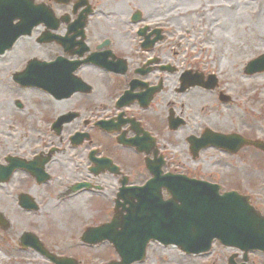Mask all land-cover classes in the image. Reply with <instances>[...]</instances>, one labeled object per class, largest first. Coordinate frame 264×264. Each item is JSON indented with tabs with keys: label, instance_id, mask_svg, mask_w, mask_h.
Instances as JSON below:
<instances>
[{
	"label": "flooded vegetation",
	"instance_id": "af4514ba",
	"mask_svg": "<svg viewBox=\"0 0 264 264\" xmlns=\"http://www.w3.org/2000/svg\"><path fill=\"white\" fill-rule=\"evenodd\" d=\"M32 2L48 11L45 23L32 30L34 46L44 50L47 61L60 56L63 63L47 73L53 85L49 91L28 87L34 93L29 105L12 102V121L23 126L10 137V131L0 135L3 142L12 140L11 150L0 148V191L11 185L15 210L26 214L59 203L69 224L80 222L77 241L92 248L80 236L111 219L121 188L163 175L209 181L206 150L211 146L192 144L210 128L212 92L218 102L230 98L220 97L217 81L210 88L211 72L176 63L179 33L189 30L191 18L180 15V8L186 13L197 0ZM196 16L207 18L202 11ZM40 35L45 42L38 41ZM186 73L193 78L184 80ZM215 150L232 156L240 152ZM215 164L219 177H225L221 161ZM251 201L264 213L262 203ZM7 210L0 206L3 215ZM7 218L1 231L11 229ZM171 248L165 264H264V251L245 244L214 241L202 255Z\"/></svg>",
	"mask_w": 264,
	"mask_h": 264
},
{
	"label": "rangeland",
	"instance_id": "374dc122",
	"mask_svg": "<svg viewBox=\"0 0 264 264\" xmlns=\"http://www.w3.org/2000/svg\"><path fill=\"white\" fill-rule=\"evenodd\" d=\"M197 2L196 7L186 10V13H182L180 8V15L185 17L188 13L191 18L189 30L179 33L176 63L180 68L196 66L213 73L218 80V91L231 98V101L221 103L216 101L212 92L208 109L209 122H206V125L219 129L215 130L219 134L226 135L234 131L244 137L248 135L264 140V71L243 73L246 62L264 53V0ZM183 3H188V0ZM199 11L207 18L199 19L196 16ZM29 41L31 43L32 38H20L12 49L0 56L1 137L6 136L7 131H10V137L15 130L23 126L15 125L12 121L16 115L12 102L15 99L20 100L27 106L34 96L32 90L17 88L9 81L12 79L10 74L17 72L29 58L44 59V50L29 44ZM25 115V112L21 113V116ZM28 122L29 118L26 123ZM0 148L3 151H9V148L11 150V138H6L5 142L0 140ZM206 156H209L207 162L211 167L209 180H219L222 189L236 187L237 190L249 194L254 201L262 203L261 208L264 209L263 152L243 147L237 155L232 156L219 153L210 147L206 150ZM218 161L223 164L221 169L225 172V177H219L216 171L218 167L215 163ZM10 189L11 185L7 184L0 191V206L7 207L5 214L12 220L9 231L0 230V264H53L33 249H22L18 246L17 238L23 231L34 232L50 251L76 257L79 264H106L114 255L104 243L93 247V251L76 243L80 222L76 223L75 219L69 224V215L59 203L51 200L49 210L41 208L39 212L32 214L16 211ZM43 200L42 203L46 198L43 197ZM74 223L75 225H71ZM172 250L171 247L149 244L145 260L135 264H159L155 263L156 260H163L162 264H165Z\"/></svg>",
	"mask_w": 264,
	"mask_h": 264
},
{
	"label": "water",
	"instance_id": "95a60500",
	"mask_svg": "<svg viewBox=\"0 0 264 264\" xmlns=\"http://www.w3.org/2000/svg\"><path fill=\"white\" fill-rule=\"evenodd\" d=\"M29 10L30 5L26 0H0V22L8 18H19L18 33L8 38L6 44L0 45V53L9 48L18 35L29 33L32 25L27 18ZM1 34L4 35L3 31H0ZM58 63L59 61L49 64L30 60L21 77H29L32 83L44 86V66H58ZM30 66L39 67L32 72ZM263 70L264 54L249 61L244 69L246 73ZM219 138L216 137L217 145ZM237 140L233 139L234 144L237 142L235 147L251 144L264 150V144L260 142L243 138ZM183 181L186 180L180 179L177 182L174 178L131 188V194L136 202L131 203L130 213L121 223L119 233H111L119 222L115 216L109 225L91 229L92 234L90 233L88 237L91 239L94 237L98 241L108 238L113 242L120 261L111 264H130L142 259L149 239H156L164 244L174 243L186 252L199 253L208 249L213 238L223 243L235 244L246 242L247 238L251 240L253 234L255 247L264 249V217L249 205L247 197L234 192L219 194L215 185ZM159 186L166 188L169 199L162 200ZM2 223L3 219L0 215V224ZM21 239L24 245H30L44 253L55 264H77L73 259L55 257L47 253L37 238L29 233H24Z\"/></svg>",
	"mask_w": 264,
	"mask_h": 264
}]
</instances>
